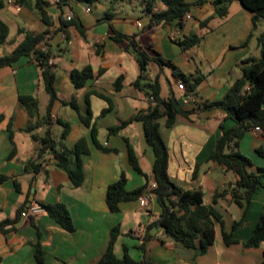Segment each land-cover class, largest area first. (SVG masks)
Segmentation results:
<instances>
[{"label":"crops","instance_id":"crops-1","mask_svg":"<svg viewBox=\"0 0 264 264\" xmlns=\"http://www.w3.org/2000/svg\"><path fill=\"white\" fill-rule=\"evenodd\" d=\"M117 1L101 0L90 5V12H85V3L70 0L69 5L58 7L49 0H42L47 3L44 9L54 28L58 25L59 15L62 11L67 12L71 4L78 21L85 28V36H82L75 25L68 24L64 28L67 40L61 38L64 30L49 40L55 72L54 88L58 97L51 109L52 136L68 149L82 137L88 147V153L81 155L84 179L78 187L71 185L68 175L56 166L53 159L42 160L37 171L25 168L26 160L35 154L36 143L24 130L29 116L19 96L35 97L38 116H41L48 95L40 69L28 58L0 67V174L7 177L0 183V221L15 218L19 210L31 204L62 202L69 210L75 227L74 232H65L44 211L31 219L20 217L15 229L0 233V264H91L105 251L114 226H119L120 230L115 243L118 257L123 255L125 246L134 259H145L154 264H261L264 242L259 247L249 248L243 243L264 209V179L263 186L256 191L245 211L228 193L217 199L214 206L222 215L224 230L230 232L233 222L240 218L243 225L232 231L237 242L226 244L221 227L216 224L214 243L203 253L182 248L159 228L150 230L143 242L146 225L160 211L154 195H149L147 206H141L138 200L127 201L120 204L119 212H110L105 192L108 184L115 181L122 171L127 178V189L145 183L144 176L129 162L128 144L141 171L149 176L150 183L153 163V153L145 142L140 121L132 120L117 133L108 134L109 127L138 112H147L152 106L146 91L133 85L139 75V67L121 44L110 39L112 29L134 36L143 47L151 45L183 74H203L200 84L193 93H189L193 101L187 103L180 100L185 92L177 83L171 66H160L150 61L145 80L157 79L162 98L167 99L174 93L181 107L192 111L188 117L177 115L170 127L165 126V118L159 120L168 150V175L171 181L184 189L201 190L204 203L211 204L213 194L221 192L235 180L232 172L208 159L221 133L220 124L229 128L234 122L225 119L221 108L205 109L203 106L206 102L220 99L241 76L245 59L259 55L256 35L257 30L264 27L263 20H257L254 27L252 13L238 1L230 3L226 16L216 17L213 0H204L191 8L192 18L184 22L181 30L182 35L200 34L201 41L183 50L168 37V25L149 24L146 12L136 13L132 9L129 13L117 9ZM12 2L0 0V19L9 29L6 42L11 46L9 51L19 44L25 31L41 33L50 29L40 19L35 0ZM126 3L134 6L136 1L126 0ZM14 4L20 9H16ZM156 6L163 7L158 2ZM208 18L207 26L201 28L200 23ZM87 65L92 67L94 77L76 89L70 80V71ZM120 75L123 76L122 87L115 90L113 83ZM73 99L79 112L62 102ZM88 109L97 129V140L107 148L105 151L93 143L89 129L80 120L79 115H86ZM57 119L70 124V131L62 140V126L56 122ZM41 131L39 127L37 132ZM235 148L248 156L254 167H264V154L257 151L264 149V135L250 130L238 140ZM38 240L43 249L42 263L37 262L34 256V244Z\"/></svg>","mask_w":264,"mask_h":264},{"label":"trees","instance_id":"trees-1","mask_svg":"<svg viewBox=\"0 0 264 264\" xmlns=\"http://www.w3.org/2000/svg\"><path fill=\"white\" fill-rule=\"evenodd\" d=\"M36 1V10L40 19L49 28L53 26L50 16L44 9L46 2ZM70 0H59L56 6L62 7L69 5ZM75 2L85 3L90 6L101 0H73ZM232 1H238L244 8L252 13V23L256 26L257 20H264V0H213L214 16L222 18L226 16L228 7ZM143 13L149 14V24L168 25L169 27H178L182 30L184 25L183 16L189 12L194 5H199L204 0H142ZM161 3L162 8H158L156 3ZM69 10L74 12V17L70 20L63 19L62 15L58 17V25L55 30H45L41 33L25 31L23 39L11 51L0 54V67L13 65L21 58H28V61L34 62L40 69L41 77L44 83V89L48 95V102L44 113L38 116V101L33 96H19V101L24 105L28 112L29 121L25 127L32 140L36 143L35 154L24 163L25 168L37 171L41 167V161L46 160V155L51 154L56 166L62 169L70 178L71 185L78 187L83 179L84 172L82 167L81 155L88 153V147L84 138H79L70 149L60 145L52 136V118L51 109L54 101L58 98L54 88L55 72L52 59V52L49 48L51 36L64 30L68 24L77 27L79 33L85 36V28L77 19L73 10V5ZM66 13L62 11V14ZM209 18L200 23V27H206ZM65 31V30H64ZM66 33V32H65ZM9 29L7 24L0 19V46L7 42ZM68 35L66 33V40ZM110 39L115 43L121 44L124 50L130 53L139 67V75L133 82L135 87L146 91V94L152 101V106L147 112H138L128 120L121 121L115 126L108 128V134L117 133L122 126L127 125L132 120H138L142 123L143 135L146 144L153 153L152 163V182L155 187L151 189L155 201L160 208L156 218L146 225L143 242L148 238L149 231L154 228L163 230V233L172 238L178 245L184 249H196L203 253L214 243L215 225L219 224L223 240L226 244L237 242L232 237V231L243 225V219L235 220L230 232L223 228L222 215L215 208L217 199L228 193L231 199L239 206L245 209L250 203L252 197L263 186L264 167L253 166L250 158L242 154L235 147L238 140L248 131L253 130L255 126L264 128V27L257 35V44L259 55L245 59L241 66V76L227 88L224 95L214 101L204 103L203 108H221L225 113V119H230L234 125L226 128L220 124L221 133L216 141L215 147L208 156L224 166L226 170L232 172L235 176L234 182L228 185L221 192H215L212 197V203L206 204L203 200V192L199 189H184L173 181L168 175V150L160 132L161 118H165V126L170 127L177 115L188 117L192 111L181 107L178 97L173 93L167 99L160 95V83L157 79L153 81L145 80L147 65L150 61L156 62L160 66H171L175 71L176 80H180L185 93H193L195 88L203 79V74H183L172 64V62L162 57L151 45L143 47L133 36L120 33L112 29ZM201 36L194 34L191 36L181 35L176 42L181 49L186 50L200 43ZM46 45L47 49H43ZM100 71H98L99 73ZM70 80L76 89L82 88L88 79L94 77V71L90 65L80 69L70 71ZM122 78L120 75L113 83L115 90L122 87ZM101 96V95H100ZM70 105L76 112H79L75 100L62 101ZM81 122L90 131L93 143L102 150H107L105 146L97 140V129L92 122V113L90 109L86 115H79ZM56 122L62 126L60 139H64L69 131L70 124L67 121L57 119ZM41 127L42 131L37 132ZM259 153L264 154V149H258ZM13 153V152H12ZM129 162L135 171L141 173L145 178V183L134 189H127V178L122 171L119 177L108 184L105 192V202L110 212H119L120 204L127 201H136L147 191L150 185L149 176L143 173L138 165L137 158L132 147L128 144ZM7 177L0 174V183ZM43 211L50 216L60 227L68 233L75 230L69 210L62 202L40 203ZM25 208V207H24ZM23 208V209H24ZM17 212L15 218L4 219L0 221V233H6L16 228V224L21 217V211ZM29 219L32 216L28 217ZM120 233L119 226L111 228L109 239L105 251L101 257L91 264H154L149 260H136L127 252L123 246L124 253L118 257L115 253V243ZM40 237L39 231H37ZM142 242V243H143ZM264 242V209L259 215L256 225L250 236L243 243L244 247H259ZM143 245H141L142 248ZM34 256L37 262L43 261V249L39 240L34 244ZM261 264H264V250Z\"/></svg>","mask_w":264,"mask_h":264},{"label":"built area","instance_id":"built-area-1","mask_svg":"<svg viewBox=\"0 0 264 264\" xmlns=\"http://www.w3.org/2000/svg\"><path fill=\"white\" fill-rule=\"evenodd\" d=\"M9 3H13L12 0H8ZM50 3L54 4V5H57L59 0H49ZM16 9H20L19 5L17 4H14ZM84 11L85 12H90L91 11V7L90 6H85L84 7ZM74 12L72 10H69L67 11L66 13H63L62 14V17L63 19L65 20H70L71 18L74 17ZM192 18V15H191V12H186L183 16V21L185 22L186 20H190ZM137 26L139 27L140 26V23L137 22ZM49 30H55L54 28V25L53 26H50V29ZM182 35V31L180 28L178 27H169L168 29V37L170 38V40L172 41H175L177 40L179 37H181ZM61 38L63 40H66V33L65 31H62L61 32ZM42 48L43 49H47V46L46 45H42ZM50 62H51V59H50ZM177 83L182 87V89H184L183 87V84L180 80L177 81ZM180 100L182 102H192L193 101V97L191 94L189 93H184ZM253 131L256 132V133H259V134H262L264 135V128L260 127V126H255L253 128ZM52 158V155L51 154H47L46 155V158L45 159H51ZM155 187V183L154 182H151L150 185L148 186L147 188V191L139 198L138 202L141 206H147L148 205V198H149V195L152 194L154 195L153 193H151V189H153ZM43 211V208L39 205V204H31V205H28L26 206L22 211H21V217L23 218H28L29 216H34L36 214H38L39 212H42Z\"/></svg>","mask_w":264,"mask_h":264},{"label":"rangeland","instance_id":"rangeland-1","mask_svg":"<svg viewBox=\"0 0 264 264\" xmlns=\"http://www.w3.org/2000/svg\"><path fill=\"white\" fill-rule=\"evenodd\" d=\"M135 1H136L135 5L130 6L128 3H126V0H118L116 3V8L120 9L124 12L127 11L129 13L133 11L132 9H134V12H136V13H142L143 12V5L141 4V1L140 0H135ZM122 2H123V4H122ZM261 22H263V24H264V20ZM262 29H263V27L261 28V30L260 29L257 30V31H259L258 34L262 31ZM257 35H256V42H257ZM10 49H11V46L8 43H4L3 45L0 46V53H6V51H9ZM54 134H56V130H54Z\"/></svg>","mask_w":264,"mask_h":264}]
</instances>
